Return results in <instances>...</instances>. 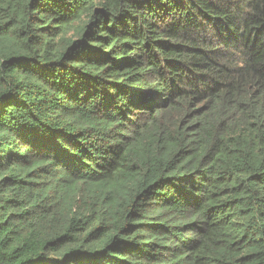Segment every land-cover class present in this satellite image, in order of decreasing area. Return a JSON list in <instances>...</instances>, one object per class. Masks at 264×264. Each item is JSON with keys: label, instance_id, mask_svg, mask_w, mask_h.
Masks as SVG:
<instances>
[{"label": "trees", "instance_id": "1", "mask_svg": "<svg viewBox=\"0 0 264 264\" xmlns=\"http://www.w3.org/2000/svg\"><path fill=\"white\" fill-rule=\"evenodd\" d=\"M0 264H264V0H0Z\"/></svg>", "mask_w": 264, "mask_h": 264}, {"label": "rangeland", "instance_id": "2", "mask_svg": "<svg viewBox=\"0 0 264 264\" xmlns=\"http://www.w3.org/2000/svg\"><path fill=\"white\" fill-rule=\"evenodd\" d=\"M72 33H73V31H71V30L68 31V32L65 34V37H66V38H69V37L73 36Z\"/></svg>", "mask_w": 264, "mask_h": 264}]
</instances>
